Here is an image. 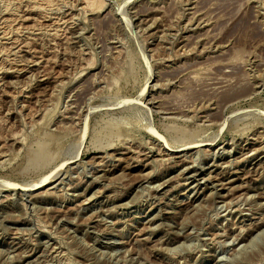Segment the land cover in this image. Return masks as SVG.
<instances>
[{
  "label": "rangeland",
  "instance_id": "374dc122",
  "mask_svg": "<svg viewBox=\"0 0 264 264\" xmlns=\"http://www.w3.org/2000/svg\"><path fill=\"white\" fill-rule=\"evenodd\" d=\"M0 264H264V0H0Z\"/></svg>",
  "mask_w": 264,
  "mask_h": 264
},
{
  "label": "water",
  "instance_id": "95a60500",
  "mask_svg": "<svg viewBox=\"0 0 264 264\" xmlns=\"http://www.w3.org/2000/svg\"><path fill=\"white\" fill-rule=\"evenodd\" d=\"M152 133L163 144L166 143V140H165L164 136L160 132L154 130ZM67 165H68V162L67 161H64V162L60 163L54 170H52L50 173H48L47 177L52 176L55 172H57L59 170L65 169ZM10 188L11 189H14V190H18V191L26 190V188H24L23 186L18 185V184H10Z\"/></svg>",
  "mask_w": 264,
  "mask_h": 264
},
{
  "label": "bare ground",
  "instance_id": "6f19581e",
  "mask_svg": "<svg viewBox=\"0 0 264 264\" xmlns=\"http://www.w3.org/2000/svg\"><path fill=\"white\" fill-rule=\"evenodd\" d=\"M87 7H88V6H87ZM158 36H159V35H158ZM232 60H233V59H232ZM232 70H233V69H232ZM40 75H41V74H40ZM233 79H234V78H233ZM237 79H238V78H237ZM195 81H196V80H195ZM169 82H170V81H169ZM232 85H233V84H232ZM232 87H233V86H232ZM235 87H236V86H235ZM238 87H239V86H238ZM241 87H242V85H241ZM242 88H243V87H242ZM232 89H233V88H232ZM232 89H230V90H232ZM237 90H238V89H237ZM237 90H235V91L237 92ZM239 90H240V89H239ZM239 90H238V91H239ZM243 90H244V89H242V91H243ZM232 91H233V90H232ZM240 93H241V91H240ZM228 94H229V93H228ZM238 94H239V93H238ZM241 94H242V93H241ZM234 97H235V95H234ZM163 108H164V107H163ZM173 115H174V114H173ZM123 119H124V118H123ZM125 119H126V117H125ZM121 120H122V119H121ZM122 121L125 122L126 120H125V121L122 120ZM123 122H121V123L124 124ZM15 142H16V141H15ZM195 142H196V141H195ZM197 142H200V141H197ZM196 144H197V143H196ZM186 145H187V144H186ZM186 145H185V146H186ZM189 145H190V144H189ZM189 145H188V146H189ZM112 146H113V145H112ZM112 146H111V147H112ZM172 146H173V145L171 144V148H172ZM185 146H184V147H185ZM190 146H191V145H190ZM177 148H178V147H177ZM174 150H176V146H173V148H172L171 150L168 149L167 151H169V152H170V151L173 152ZM160 154H161V153H160ZM171 155H172V154H171ZM106 156H107V155H106ZM168 157H169V156H168ZM195 160H196V159H195ZM161 163H162V162H161ZM150 164H151V163H150ZM250 164H251V163H250ZM214 165H215V164H214ZM184 171H185V170H184ZM193 173H194V172H193ZM194 174H195V173H194ZM187 175H188V174H187ZM188 176H189V175H188ZM46 177H47V176H46ZM53 178H54V176H53ZM196 178H197V177H196ZM42 181H43V180H42ZM49 181H50V179H49ZM56 181H57V180H56ZM40 182H41V181H40ZM40 182H39V183H40ZM45 182H46V181H45ZM184 183H185V182H184ZM40 184H41V183H40ZM161 184H162V183H161ZM31 185H32V186H31ZM37 185H38L37 183H36V184H35V183H32V184H30L31 187H28V189L26 188V190H32V188H33L34 186H37ZM39 186H40V185H39ZM195 187H196V186H195ZM34 189H35V188H34ZM253 189H254V188H253ZM22 192H23V191H22ZM25 192H26V191H25ZM25 192H24V193H25ZM28 193H29V192H28ZM23 196L25 197L26 195L24 194ZM219 197H220V196H219ZM247 197H248V196H247ZM251 198H252V197H251ZM193 199H194V198H193ZM246 201H247V200H246ZM225 203H226V202H225ZM262 203H263V202H262ZM226 204H227V203H226ZM194 206H195V205H194ZM114 208H115V207H114ZM262 220H263V219H262ZM184 229H185V228H184ZM241 234H242V233H241ZM240 242H241V241H240ZM47 245H48V244H47ZM29 261H30V260H29Z\"/></svg>",
  "mask_w": 264,
  "mask_h": 264
}]
</instances>
